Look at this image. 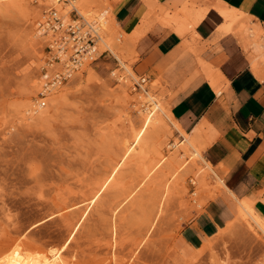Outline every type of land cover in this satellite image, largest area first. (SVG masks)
Instances as JSON below:
<instances>
[{"label":"rangeland","instance_id":"1","mask_svg":"<svg viewBox=\"0 0 264 264\" xmlns=\"http://www.w3.org/2000/svg\"><path fill=\"white\" fill-rule=\"evenodd\" d=\"M76 2L77 5L85 3L92 13L111 10L113 0ZM41 3L39 0H0V253L13 239L30 242L28 249L36 257L51 255L67 239L68 231L65 232L59 214L64 212L63 206L88 200L110 176L122 156V145L129 138L131 123L142 124L139 116V108L143 107L139 98L144 93L142 85L169 108L172 93L170 83L163 76L152 82H140L141 78L135 72V77L128 73L105 46H100V52H104H99L100 57L91 62L94 71L79 67L65 74L71 64V50L64 62L57 57L56 47L51 46V41L59 40L58 35L63 37L65 32L51 31V38L46 33L32 39L40 24L52 16L50 9L56 8L52 3ZM78 8L69 5L64 11L68 13L67 23L83 22ZM111 24L105 27L106 39L118 46L122 59L134 70L139 60L135 41L121 35L123 31L114 21ZM190 49L197 55L194 48ZM113 70L117 75H112ZM56 73H64V78L57 100L50 104L41 86L44 80L52 85ZM33 81H38L39 86L33 87ZM43 99L46 101L43 109L49 110L47 119L38 122L33 112L25 113L27 117L33 116L31 119L22 117L34 101ZM165 136L162 133L155 139V128L150 131L146 154L136 164L129 162L116 173L113 186L101 194L82 222L77 237L69 243L71 251L63 253L68 263L217 264L228 261L229 264H258L264 260V235L253 231L247 222H238L236 228L222 233L218 230L211 237H202L197 245H190V234L198 230V219L205 213L206 205L221 196L225 187L215 174L201 172L205 164L194 157L192 150L183 157L187 165L176 177H172L171 168H163L153 173V179L144 182L142 163L149 167L155 165V144L160 145L165 139L168 146L164 144L161 148L167 156L178 151L177 147L169 146L183 140L175 130ZM31 148L40 151L27 157ZM34 166L35 175L30 174ZM167 181L170 193L164 210L159 211ZM252 197L255 207L264 210V189ZM53 200L61 205L55 206ZM51 215V219L34 229L30 227ZM155 216L158 225L147 234V237L150 234L149 243L141 251L158 256L149 263H135L127 255V247L146 235ZM113 233L118 245L114 253L109 247ZM205 242L208 248L199 250Z\"/></svg>","mask_w":264,"mask_h":264},{"label":"crops","instance_id":"2","mask_svg":"<svg viewBox=\"0 0 264 264\" xmlns=\"http://www.w3.org/2000/svg\"><path fill=\"white\" fill-rule=\"evenodd\" d=\"M190 1L207 0H119L113 14L123 32L142 30L134 42L139 55L135 73L147 82L163 76L170 83V109L182 128L190 132L205 121L214 135L203 155L215 176L237 197H251L264 189V78L253 71L249 53L236 35L218 30L225 20L213 7L187 34L188 43L156 16L144 22L149 3L155 11L177 12ZM220 1L247 13L264 29V0ZM205 208L198 230L190 234L192 246L234 218L236 201L225 188Z\"/></svg>","mask_w":264,"mask_h":264},{"label":"bare ground","instance_id":"3","mask_svg":"<svg viewBox=\"0 0 264 264\" xmlns=\"http://www.w3.org/2000/svg\"><path fill=\"white\" fill-rule=\"evenodd\" d=\"M23 1H25V0H23ZM39 1L42 2L41 4H43L44 2L54 4L55 5L54 7H56V8L55 9L51 8L50 10L56 11V15L59 18L64 19L63 22L65 24H66V19H65L66 17L65 16H67L68 13H64V11L68 9L69 5L72 8L80 7L78 9H79L80 13L82 14L83 19L85 20L86 23H88L89 25H92L93 30L98 34L99 39L97 41L96 48H94L95 50L96 49L97 50H96V54L94 55V57L93 56L91 57L92 59H90L88 57L91 54L93 49L92 50L89 49V51L87 53L85 52L83 54H81V53L76 54L80 59L79 67H82L85 70H86V67H88V69L90 71H94L93 67L90 66L91 62H92V60L98 59V57H100V53H102L104 51L102 50L100 52L99 48H101L102 46H105L109 50V52L113 53L114 56L120 61V65H122L123 68H125V70L128 73H130L134 77L137 76L134 73L135 71L132 69L133 67L130 66L129 64H127V62L122 59L120 53L118 52V46L116 44L113 45V44L109 43V41L106 39L107 31H106L105 27L107 28V26H109V25L112 26L111 21H114L115 25H117L119 27V23L117 22L115 15L113 14V6L119 0H113V2H111V4H110V7L112 8L111 10L105 9V10L100 11V12L95 11L92 13L89 12L90 10L87 9L85 3L79 2L80 5H77L76 0H69L70 3L64 2L62 0H39ZM149 5H150V10H149L147 17L145 18L144 22L149 24L150 19L152 17L156 16V19L159 20V22L163 26L167 27L168 29H170L172 31H175L177 34H179L181 37H183L184 41L187 43L190 41L186 38L187 34L191 31L195 30L194 28L196 27L198 22L204 18V16L207 14V12L209 11L210 8H212V7L215 8L217 11L220 12V14L223 16V18L225 20L224 23L219 27L218 30L221 33H227V32L233 33L234 35H236L239 38L242 46L244 47L246 52L249 53V57L251 59V65H252L253 71L255 72V74L258 77L264 78V63H263L264 62V29L259 22H254L252 17L249 16L247 13H245V12L235 8V7H232V6L228 5L227 3L220 1V0H215V1L207 0L204 4L198 3L197 1H190V2L186 3L184 6H182V8L177 12L170 11L169 9H166V8L165 9L161 8L159 11H155L153 5L150 3H149ZM157 9H159V8H157ZM71 22H73V21H69V23H71ZM51 31L52 30L50 27H49V29H46L45 26H43V28H40V29L38 28L37 31L33 33L32 39L33 38H41L43 36V34H46V33H48L49 38H51V36H52ZM141 34H142V30L136 29L131 34H127V33L123 32V34H121V35H126V37L128 38V41L130 40L131 42H133V41H136L137 38ZM44 37H47V36H44ZM58 37H59V40L53 39V41H51L52 42L51 46L54 48L55 47L57 48V46L60 45V43H61L60 40L62 39L61 38L62 36L58 35ZM65 38H66V39H64L65 50L61 49L58 51L55 48L56 49V55L61 57L62 61H64V62H66V59H64V58L68 56V52L71 50V54H73V52L75 53L74 50H76V47L75 48L73 47L72 38L69 37L68 35H66ZM118 41H120V38ZM97 54L99 56H97ZM95 56H97V57H95ZM67 59H69V58H67ZM89 60H91V61H89ZM67 64H69V62ZM69 65H72V63ZM79 67L75 66V68L74 67H72V68L74 70L77 68V70H78ZM69 73H71V70ZM111 73H112V75H117L116 70H113ZM81 74H82V72H81ZM52 80H53L52 85H48V83L44 80L43 85L41 86L43 88L42 91H44V94L46 93L45 95L47 96V98H49V100L51 102L50 104H52V102L54 103L57 100V94L61 90V89H59L60 88L59 85H61L63 82V81L61 82V79H56V76H53ZM119 80H122V78H119ZM138 82H139V80H138ZM140 82H141V80H140ZM134 83H136V82H134ZM32 86L38 87L39 82L33 81ZM133 90H135V89H133ZM142 91L144 93L139 94V98L141 99L140 100L141 107L143 106L142 109L139 108V114H140L139 116H140V119L142 120V124L140 126H138L136 124L131 123L129 138L126 139L122 145V150H123L122 156L117 161V163L113 166L110 176L103 180V182L100 184V187L96 191H94L89 198H86L88 200H82L81 202L73 204L72 206H69V207L63 206V208L65 209L64 212L59 213L61 218L63 219L62 220L63 221L62 226H63L65 232H66V230L68 231V237L65 240L64 244L58 250H56L55 252H52L51 255L45 254V255L36 257L28 249L30 242L13 240V239L11 240L10 239L9 242H7V245L4 248V250L2 251V253H0V264H70L67 262L64 254H63L64 252L71 251L70 249H72V248H70L69 243L72 240H74L75 237H77V234L80 231V227L82 225V222L84 221V219L86 218V216L90 212V210L98 203L101 194L106 189L113 186L114 180L116 178L115 177L116 173L119 172L122 169V167L125 166V164H127L129 162H134L136 164L137 161L140 160L146 154V148H147L146 138H147L148 133L150 131H153L154 128H155V139L158 137H161L162 133H164L166 135L165 137L167 138V136H169V134L173 130H175L181 134V136L183 137V140H181L180 144H177L176 142H174L172 145H170L169 147H171V146L177 147L178 151H175V153H173L171 155H167V156L165 155L166 152L164 153L163 149L161 148V146L166 144L167 141L164 139L162 141V143H160V145L155 144V152H156V156H157V160L155 161V165L153 167H149L145 163H142L143 164L142 173L144 174V176H143L144 182L149 181L153 177L152 175L154 172L156 173L157 171L162 170L163 168H171L173 170V173L171 174L172 177H174V176L176 177L178 175L177 172H179L180 170H183V168L187 165V162L185 160H183V157L190 150L193 151V155L195 158H197L198 161L200 160V161L204 162V164H205L204 169L205 170L203 169L201 172L205 173L206 175H210L211 173L217 175V173L213 169L212 165L205 159V157L203 155V151L205 149H207L208 146L214 140V137H213L214 135L210 134L209 131L206 129L207 124L205 123V121H202L201 123H199L192 131L186 132L182 128L181 124L177 121V119L173 116L169 106L161 103L160 101H157L156 97L153 96L147 90L145 85H142ZM217 92L219 94L221 93V91H217ZM45 104H46L45 99L34 101L30 105L29 108L25 109L24 116H22V117L24 119H31L36 114V116L34 117V120L37 119L38 122L47 119L49 117V110L43 109V105H45ZM55 104H57V103H55ZM55 107H56V105H55ZM27 112H29V113L33 112V114H32L33 116L27 117L25 114ZM28 116H29V114H28ZM29 124H30V122H29ZM31 126H29V127H31ZM180 150H181V152L179 153ZM39 151H40V149H38V148H31L28 151L29 154L26 153V154H28L26 156L27 157L33 156L34 154H37ZM41 154H42V151H41ZM45 156L47 157V155H45ZM22 159H25V158H22ZM33 168H35V166L30 169V174L35 173ZM36 168H37V166H36ZM217 178L220 180L222 185L228 190V193H230L231 196L236 201L235 218L228 221L224 227L219 229V231L222 233V232L228 230L229 228H230V230L234 229V228H236L237 223L242 221V222H247L248 226L253 231L261 232L264 235V210L262 208L258 207L257 205L255 207V201L252 197L253 195L251 197L239 198L232 192V190L229 189V187L226 184H224V182L222 181V179L220 177L217 176ZM165 179H166V177H165ZM184 181L185 180H183V182ZM164 186H165V191L162 194L161 199L159 198L160 199L159 204H158L159 205V207H158L159 211L162 210L163 207L165 206L164 204L166 203L167 197L169 196V193H170V191H169L170 190V182L167 181L164 184ZM178 192H181V191H178ZM52 202L55 206L61 205V203L58 202L57 200H53ZM4 205H5V203H4ZM6 210H8V208ZM156 210H158V209H156ZM115 212H116V210H115ZM160 214H162V213H160ZM8 217H10L9 214H8ZM52 217H53V215L48 216L46 219L41 220L38 224H34L33 226H30V227L32 229H34L40 223H42L48 219H51ZM18 223L19 222H17V224ZM154 225H155V227H156V225H158L157 221H156V216L153 219V221H151L150 226L148 228V231L146 232V235L127 247L126 253L132 259L133 262H135V263H149L153 259L154 254H152V253L147 254L146 251H145L146 253L143 254L144 250H143V252L141 250L143 249L142 247L145 246V244L147 245L149 243L148 237H150V234L148 235V237H147V234L150 232V230L152 228H153L152 230L155 229ZM17 227H18V225H17ZM112 228H114L113 223H112ZM27 231L29 232V230H27ZM116 244H117V240H116V237L114 238V233H113L111 240H110V243H109V247H111V250L113 253L116 251V247L118 246ZM205 247L208 248L207 242L202 244V246L199 248V250L201 248H205ZM156 250H157V248H156ZM165 250H167V249H165ZM145 254L147 255V257L145 256ZM156 256H158V255H156ZM193 257H195V256H192V258ZM198 260H200V259H198ZM113 264H116V262ZM217 264H229V262L228 261L219 262V263L217 262ZM258 264H264V260L260 261Z\"/></svg>","mask_w":264,"mask_h":264},{"label":"built area","instance_id":"4","mask_svg":"<svg viewBox=\"0 0 264 264\" xmlns=\"http://www.w3.org/2000/svg\"><path fill=\"white\" fill-rule=\"evenodd\" d=\"M51 17L50 19L46 20L45 22L40 24V27L43 28V26L46 27V29H49V27L51 28L52 31L54 32H61L64 31L65 35L63 37H61L62 39L60 40V45L57 46V50H61L64 49V39H66V35H68L69 37L72 38V42H73V47H76L75 53L73 52V54H71V63L72 65H68L67 66V71L65 74L69 75L70 70H72L75 66L79 67L80 64V59L79 57L76 55L78 54H83V53H87L89 51V49H93L91 54L89 55L88 58L92 59L91 57L96 54V50L94 48H96L97 45V41L99 39L98 34L93 30V26L89 25L88 23H86L83 19V22H76L75 23H67L66 24L63 22L64 19L59 18L56 15V11H52L51 13ZM59 59L61 57L57 56ZM96 57V56H95ZM56 79H62L64 78V73H56L55 74ZM142 83L146 82L145 79H141ZM53 83V80L52 82Z\"/></svg>","mask_w":264,"mask_h":264}]
</instances>
